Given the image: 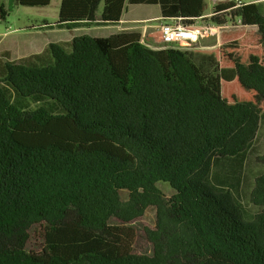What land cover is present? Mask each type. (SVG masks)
Returning <instances> with one entry per match:
<instances>
[{
  "label": "trees",
  "instance_id": "16d2710c",
  "mask_svg": "<svg viewBox=\"0 0 264 264\" xmlns=\"http://www.w3.org/2000/svg\"><path fill=\"white\" fill-rule=\"evenodd\" d=\"M128 2L188 24L206 15L204 0H61L56 25H115ZM234 13L258 26L264 46V2ZM2 57L0 264H47L28 249L35 228L48 264H264V155L244 190L264 112L223 95V81L238 78L264 100L258 56L224 67L215 53L152 49L125 30ZM150 207L154 252L138 254L135 228L110 220L130 222Z\"/></svg>",
  "mask_w": 264,
  "mask_h": 264
},
{
  "label": "rangeland",
  "instance_id": "374dc122",
  "mask_svg": "<svg viewBox=\"0 0 264 264\" xmlns=\"http://www.w3.org/2000/svg\"><path fill=\"white\" fill-rule=\"evenodd\" d=\"M205 1V12L210 13L213 9L212 0ZM0 5H4L8 11L6 19H0V58L5 52H10L13 59H18L34 53L43 51L52 42H65L71 40L75 36L86 34L91 37H107L114 33H119L120 25H95L84 24L75 29L60 28L56 25L59 14L61 0H53L48 6H24L19 5L15 0H0ZM135 8V7H134ZM136 14L139 16L155 17L160 13L159 5H141L137 7ZM103 10V3L98 11L101 14ZM152 19L149 24H161L163 21ZM243 29V28H240ZM240 29L223 30L224 36H232ZM157 38L162 39L161 31L157 29ZM234 43L225 45L227 52L234 54L232 57H227L224 60V66L234 65L236 58H240L244 62L249 60L250 54L246 49L242 51L241 55L236 54L231 50ZM230 47V50L227 48ZM238 55V56H237ZM264 63V61H263ZM223 95L231 102L235 100L250 101L256 103L260 110L264 112V100L261 99L254 90L243 87L239 79L234 81H223ZM264 155V122L261 126L257 141L251 153V159L246 169L244 190L247 193L256 173L260 172L262 166L259 163L258 156ZM168 183L160 182L159 185L164 188L167 194H171V188L166 185ZM113 225H128L136 230V241L134 250L138 254L152 255L154 252V245L147 236L148 229H155L157 222V212L155 207H150L144 216L138 217L130 222H124L117 217H112L110 220ZM29 251L38 259L49 263L51 256L46 249L44 240L41 235V230L35 228L31 232V238L28 242Z\"/></svg>",
  "mask_w": 264,
  "mask_h": 264
},
{
  "label": "crops",
  "instance_id": "0c3cea01",
  "mask_svg": "<svg viewBox=\"0 0 264 264\" xmlns=\"http://www.w3.org/2000/svg\"><path fill=\"white\" fill-rule=\"evenodd\" d=\"M251 2L253 0H247ZM264 2V0L260 1ZM146 4H139V5H132L129 2L126 5V10L122 16L121 21L118 23L120 25V31L125 30H136L142 33V37L144 36V44L152 49H163L167 48L165 43L162 42V39L157 38V29L159 28L160 24H149V20L157 19L162 20V13L160 8L159 15L155 17L149 16H139L136 14L137 7ZM135 7V8H134ZM208 14V13H206ZM95 25V24H94ZM100 25L96 24L93 27H99ZM228 43H234L232 45L231 50L238 55L243 53L242 51H247L250 53L248 54L249 58L251 55L258 56L261 61H264V46H263V35L259 31L257 25H245L243 29H240V32L232 35V36H224L221 33V37L217 40L216 37H208L202 39L199 43H197L193 48L198 51L207 52V53H215L221 63L224 66L223 62L227 59V57H232L234 54H230L227 52L225 45ZM243 47H247L244 49ZM230 50V47H227ZM237 55V56H238ZM224 66V67H230ZM238 79V78H237Z\"/></svg>",
  "mask_w": 264,
  "mask_h": 264
},
{
  "label": "built area",
  "instance_id": "2783aa9c",
  "mask_svg": "<svg viewBox=\"0 0 264 264\" xmlns=\"http://www.w3.org/2000/svg\"><path fill=\"white\" fill-rule=\"evenodd\" d=\"M262 0H212L213 9L210 13L204 15L197 23L188 24L183 18L163 19L159 29L161 31L162 42L167 48H193L202 39L208 37H216L220 39L223 30L243 28L244 21L234 12L239 8L250 3H257ZM219 4H227L230 7L225 10H215V6ZM225 14L226 21L216 23L210 20L213 16ZM144 36L142 42L144 43Z\"/></svg>",
  "mask_w": 264,
  "mask_h": 264
}]
</instances>
